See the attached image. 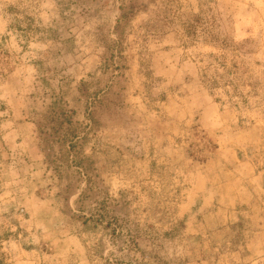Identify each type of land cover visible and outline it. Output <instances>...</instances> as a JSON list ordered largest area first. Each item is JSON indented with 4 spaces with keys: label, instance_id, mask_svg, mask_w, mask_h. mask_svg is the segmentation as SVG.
I'll return each instance as SVG.
<instances>
[{
    "label": "rangeland",
    "instance_id": "obj_1",
    "mask_svg": "<svg viewBox=\"0 0 264 264\" xmlns=\"http://www.w3.org/2000/svg\"><path fill=\"white\" fill-rule=\"evenodd\" d=\"M0 264H264V0H0Z\"/></svg>",
    "mask_w": 264,
    "mask_h": 264
}]
</instances>
